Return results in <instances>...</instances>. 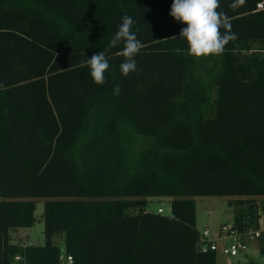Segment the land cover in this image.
<instances>
[{
	"label": "trees",
	"instance_id": "16d2710c",
	"mask_svg": "<svg viewBox=\"0 0 264 264\" xmlns=\"http://www.w3.org/2000/svg\"><path fill=\"white\" fill-rule=\"evenodd\" d=\"M172 2L0 0V264H60L61 248L73 264H217L198 251L195 200L238 199L239 230L264 214V0H220L236 39L199 59ZM124 15L136 71L121 74V43L96 85L82 62ZM39 201L44 243L25 247Z\"/></svg>",
	"mask_w": 264,
	"mask_h": 264
},
{
	"label": "clouds",
	"instance_id": "9594fccd",
	"mask_svg": "<svg viewBox=\"0 0 264 264\" xmlns=\"http://www.w3.org/2000/svg\"><path fill=\"white\" fill-rule=\"evenodd\" d=\"M245 2L246 0H232L228 7L235 11ZM169 14L178 23L186 25L180 29L178 35L186 41L188 55L194 58L221 55L226 45L236 39V34L231 30L228 15L220 10V0H173ZM133 25V18L124 15L122 23L109 40L107 48L92 54L90 58L82 62L89 66L94 84H105V73L110 67L106 58L107 52L121 43H123V50L120 55L124 58L119 66L121 74L127 77L136 71L135 57L143 45L137 38L138 29L132 30ZM3 87L4 84L0 81V88ZM120 94L121 88L117 84L113 87V95Z\"/></svg>",
	"mask_w": 264,
	"mask_h": 264
},
{
	"label": "rangeland",
	"instance_id": "374dc122",
	"mask_svg": "<svg viewBox=\"0 0 264 264\" xmlns=\"http://www.w3.org/2000/svg\"><path fill=\"white\" fill-rule=\"evenodd\" d=\"M196 201V228L202 233L203 230L209 229L213 233H217L222 225H232L234 222L235 211L241 208L238 199L232 198H198ZM259 200H257V203ZM170 202L168 200L151 199L148 201L145 211L157 214L158 210L164 211L163 215H170ZM43 201L38 202L36 215L38 221L34 228L26 231L28 241H33L38 245H43ZM22 235H25L24 233ZM24 239V238H23ZM54 243L61 245L59 238H55ZM247 259L262 264L259 256L250 252ZM246 259L241 256L233 264H244ZM217 264H230L225 258L218 256ZM232 264V262H231Z\"/></svg>",
	"mask_w": 264,
	"mask_h": 264
},
{
	"label": "built area",
	"instance_id": "2783aa9c",
	"mask_svg": "<svg viewBox=\"0 0 264 264\" xmlns=\"http://www.w3.org/2000/svg\"><path fill=\"white\" fill-rule=\"evenodd\" d=\"M258 9L264 10V3L258 5ZM171 214V208L169 210ZM163 215L164 211L159 209L157 212ZM264 214H260L255 222L254 228L239 230L232 225L221 226L217 233L211 232L209 229L203 230L200 234L198 242V251L201 254L216 253L228 260L231 264L243 256L246 261L250 252L259 256L264 264ZM36 243L27 241L25 247H33ZM263 249V250H262ZM20 261V258H16ZM60 264H73L72 258L66 253L64 248L60 249Z\"/></svg>",
	"mask_w": 264,
	"mask_h": 264
},
{
	"label": "crops",
	"instance_id": "0c3cea01",
	"mask_svg": "<svg viewBox=\"0 0 264 264\" xmlns=\"http://www.w3.org/2000/svg\"><path fill=\"white\" fill-rule=\"evenodd\" d=\"M233 264V263H232Z\"/></svg>",
	"mask_w": 264,
	"mask_h": 264
}]
</instances>
